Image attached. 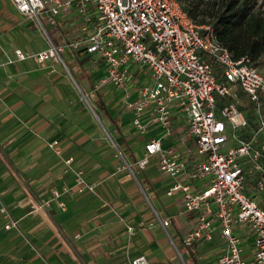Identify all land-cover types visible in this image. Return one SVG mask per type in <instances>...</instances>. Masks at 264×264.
I'll return each instance as SVG.
<instances>
[{
    "label": "crops",
    "instance_id": "crops-1",
    "mask_svg": "<svg viewBox=\"0 0 264 264\" xmlns=\"http://www.w3.org/2000/svg\"><path fill=\"white\" fill-rule=\"evenodd\" d=\"M40 16L42 24L20 11L13 0H0V206L5 205L18 220L17 226L7 228L9 218L0 211V264H132L140 254L147 255L149 264H183L182 249L193 256L194 264H218L225 250L218 222L212 239L192 246L183 243L193 214L179 212L183 193H167L172 178L161 171L156 156L138 168V184L127 171L112 174L120 160L108 134L134 162L143 156L151 137H161L165 146L176 148L188 159L187 148L193 139L187 114L174 108L173 130L168 134L165 127L151 121L149 106L142 114L146 129L137 128L133 112L125 107L126 98H137L138 78L144 77L134 71L125 88L112 82L102 84L95 115L78 86L87 94L95 89V83L105 75L102 59L93 60L87 53L67 48L61 52L63 60L40 63L33 56L17 57V48L36 52L50 40L65 44L82 35L74 31L76 14H60L55 24L49 21L48 12L41 11ZM70 64L81 84H76ZM248 104L240 103L249 120V126L237 133L244 138L252 137L264 118V101L259 110ZM54 140L60 153L49 144ZM261 140L259 134L258 143ZM235 144L237 139L230 137L228 145ZM69 156L74 157L73 166L82 168L86 178L96 184L95 190L78 189L76 172L65 163ZM244 166L245 190L264 207V188L257 186V179L256 190L248 188L255 173L252 163L244 160ZM192 183L201 190L207 182ZM64 186L69 187L62 194L66 209L52 200L53 190ZM143 191L159 215L172 217L169 236L176 247L155 226L157 220ZM47 199H51L48 206L35 208L38 201ZM174 234L179 236V244ZM253 252L251 240L245 238V256L251 257Z\"/></svg>",
    "mask_w": 264,
    "mask_h": 264
},
{
    "label": "built area",
    "instance_id": "built-area-1",
    "mask_svg": "<svg viewBox=\"0 0 264 264\" xmlns=\"http://www.w3.org/2000/svg\"><path fill=\"white\" fill-rule=\"evenodd\" d=\"M18 9L34 16L41 24V11L55 24L60 14H76L74 31L79 38L65 44H50L36 52L16 49L19 59L33 56L38 62L63 60L66 48L73 53H87L93 60L102 59L105 75L95 87L112 82L120 88L137 71L144 75L137 86L138 96L126 98L125 107L133 112L137 128L144 131V110L151 106V121L173 130L174 108L187 114L188 132L193 145L189 158L165 146L161 137H151L143 156L132 164L144 168L156 156L161 171L172 178L168 194L182 191L179 212L193 214L182 241L191 246L199 240H210L216 228L225 244L218 264H264V207L245 190L247 170L244 160L259 173L257 186L264 188V118L252 137L237 135L249 126L240 106L239 90L245 92L258 110L264 100V73L249 56L235 58L220 42L210 23L199 24L183 8L179 0H13ZM262 140L258 143V136ZM237 144L229 146L230 137ZM60 153L58 141L49 143ZM74 157L65 163L76 172L80 191L95 190L80 167L73 166ZM191 161V163H190ZM136 173V172H135ZM134 173V174H135ZM206 179L204 189L197 190L195 180ZM54 189L52 200L62 209L67 204L64 191ZM51 199L38 201L35 208L44 209ZM0 211L9 218L6 227L18 225L5 205ZM168 228L172 217L159 215ZM240 228L241 232H237ZM133 231V226H129ZM251 240L253 255L244 254V240ZM132 264H149L140 254Z\"/></svg>",
    "mask_w": 264,
    "mask_h": 264
},
{
    "label": "trees",
    "instance_id": "trees-1",
    "mask_svg": "<svg viewBox=\"0 0 264 264\" xmlns=\"http://www.w3.org/2000/svg\"><path fill=\"white\" fill-rule=\"evenodd\" d=\"M259 1L179 0L193 20L212 24L235 58L249 56L264 73V8Z\"/></svg>",
    "mask_w": 264,
    "mask_h": 264
},
{
    "label": "rangeland",
    "instance_id": "rangeland-1",
    "mask_svg": "<svg viewBox=\"0 0 264 264\" xmlns=\"http://www.w3.org/2000/svg\"><path fill=\"white\" fill-rule=\"evenodd\" d=\"M259 2L261 3V5L264 8V0H260ZM69 66H70V70L73 73V74L72 73L71 74L75 78V82L77 81V82H80V84H81V79H80L79 75L76 73L75 69L73 68L74 67L73 64H70ZM77 82H76V84H77ZM101 86L102 85H100L99 87H95V89L89 91L88 94L86 92L83 93V89L80 86H78V88L81 90V93H82V96H83L85 102L87 103L88 108L94 114H95V110L94 109H96L95 102H96V100L99 97V94H98L99 91L98 90H99V88ZM239 93H240V103H242V104L245 105V104H247V102H249L250 104H248V105H251V106L253 105V103L250 102V100H249L248 96L245 94V92H243L242 90H239ZM244 108H246V107H244ZM246 109H250V108L247 107ZM251 112L253 113V111H251ZM263 114H264V109H263ZM252 117H254V116H252ZM107 138H108V140L110 142L111 148L115 151V153L117 154V156H118V158L120 160L119 163L117 164L115 170L112 172V174H115V173H118V172H125V171H127L136 180V182L138 184V181H137L136 176L134 174L135 172H133V170H132V163H131V161L134 162V160L129 159L123 153H121L119 147H117V145H118L117 139H114L113 140L109 134H108ZM231 144H232V141H231ZM134 164H135V162H134ZM136 168H139V167L136 166ZM140 169H142V168H140ZM253 172H255V173H252V176L249 178L250 180L248 181V188H249V190H256L255 180L258 179V177H259V173L256 170H254ZM246 182H247V180H246ZM143 193L146 195V197L148 199V202H149V205H150V208H151V210H152V212L155 215V218L157 220V222H155V226H157L158 227L157 229H160L163 232V234L166 235V237L170 240L171 244L174 246L175 244L173 243V241L171 240V237L169 236V233H170L169 227L166 229V228H164L162 226V224L159 221V216L156 213V210H158V209L152 204L151 200L148 197V194L145 191H143ZM173 238L179 244V242H180L179 236L177 234H174L173 235ZM174 247H176V246H174ZM175 250H176V248H175ZM181 251H182V255H181L182 263L183 264H194L193 256L192 257L188 256V253L185 252L184 249H182ZM175 252H176L177 256L180 258L179 252L178 251H175Z\"/></svg>",
    "mask_w": 264,
    "mask_h": 264
}]
</instances>
